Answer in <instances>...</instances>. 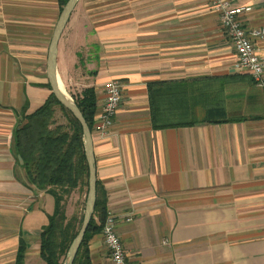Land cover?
Returning a JSON list of instances; mask_svg holds the SVG:
<instances>
[{"label": "crops", "instance_id": "1", "mask_svg": "<svg viewBox=\"0 0 264 264\" xmlns=\"http://www.w3.org/2000/svg\"><path fill=\"white\" fill-rule=\"evenodd\" d=\"M215 1L78 0L59 40L66 91L95 87L98 112L106 83L124 85L113 126L92 140L108 214L136 264H264V88L235 71ZM229 2L245 7L243 25L264 27V0ZM60 15L59 0H0V264H20L22 243V264H47L40 236L55 199L27 185L13 142L22 109L52 93ZM193 80L213 82L228 116L246 119L155 129L149 85ZM87 246L91 263L113 264L102 232Z\"/></svg>", "mask_w": 264, "mask_h": 264}, {"label": "trees", "instance_id": "2", "mask_svg": "<svg viewBox=\"0 0 264 264\" xmlns=\"http://www.w3.org/2000/svg\"><path fill=\"white\" fill-rule=\"evenodd\" d=\"M68 1L59 0L61 11ZM210 85L200 80L151 83L149 101L153 127L177 128L203 122L246 119L243 116H228L223 102L211 95L215 85L213 82ZM50 86L48 83L47 87L51 90ZM74 100L93 131L98 105L95 87L86 88L80 95L74 96ZM57 109L66 117V124L57 122ZM21 115L13 143L17 158L26 172V183L55 199V210L40 236L41 256L47 264H63L84 219V214L81 219L77 213L68 214L69 200L79 191L86 203L89 190L83 127L53 93L38 109L28 113L24 108ZM96 194L95 212L74 264H93L88 241L96 233L102 232L108 217V198L99 180ZM19 252L18 261L22 264L24 243Z\"/></svg>", "mask_w": 264, "mask_h": 264}, {"label": "built area", "instance_id": "3", "mask_svg": "<svg viewBox=\"0 0 264 264\" xmlns=\"http://www.w3.org/2000/svg\"><path fill=\"white\" fill-rule=\"evenodd\" d=\"M214 6L221 15V25L234 46L237 60L234 69L237 72L250 75L255 82L264 88V27L249 28L243 25L240 14L244 6H232L229 0H216ZM123 87L121 81L110 80L105 86V99L101 109L95 115L94 130L105 138L114 124L122 99ZM112 214H108L102 235L109 250L113 264H136L127 259L123 241L117 230V222ZM131 221L132 218L126 219Z\"/></svg>", "mask_w": 264, "mask_h": 264}, {"label": "water", "instance_id": "4", "mask_svg": "<svg viewBox=\"0 0 264 264\" xmlns=\"http://www.w3.org/2000/svg\"><path fill=\"white\" fill-rule=\"evenodd\" d=\"M78 0H69L64 6L61 15L59 17L58 23L56 25V29L54 31V35L52 37L49 58H48V66H47V75L50 83L52 93L57 97L60 103L71 111L74 116L80 121L84 131L85 138V149L86 156L89 165V190L86 199V206L84 211V219L83 224L79 230L78 235L74 239V242L69 249V257L70 261L68 264H74L75 259L77 257L78 251L83 243L85 234L90 226V221L93 218L95 208L96 207V198H97V169L94 155V140L92 130L84 117L82 111L76 104L75 100L67 93L66 89L60 84V77L57 71V56H58V46L59 40L62 35V31H64L70 17L74 11ZM62 83V81H61Z\"/></svg>", "mask_w": 264, "mask_h": 264}, {"label": "rangeland", "instance_id": "5", "mask_svg": "<svg viewBox=\"0 0 264 264\" xmlns=\"http://www.w3.org/2000/svg\"><path fill=\"white\" fill-rule=\"evenodd\" d=\"M83 46H85V45H83ZM88 46H91V45H88ZM85 52H87V47H83L84 55H85ZM83 60H85V57L83 58ZM252 82L255 83V80L253 79ZM67 93L74 100L75 95L73 96V94H71L68 90H67ZM55 114H56V120L58 123H64V124L67 123V119L60 109H57V113H55ZM80 194L81 193L79 191H76L75 194H73L72 198H70L69 203H68V208L70 209V211H68V212H70L69 215L71 216L73 213L74 214L77 213L79 219H81V216L84 214L85 206H86V203L84 202L85 198L82 197ZM69 261H70V257L68 255L63 264H68Z\"/></svg>", "mask_w": 264, "mask_h": 264}, {"label": "bare ground", "instance_id": "6", "mask_svg": "<svg viewBox=\"0 0 264 264\" xmlns=\"http://www.w3.org/2000/svg\"><path fill=\"white\" fill-rule=\"evenodd\" d=\"M60 84H61V86L63 85V83H61V81H60ZM62 87H64V86H62Z\"/></svg>", "mask_w": 264, "mask_h": 264}]
</instances>
